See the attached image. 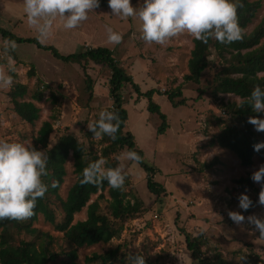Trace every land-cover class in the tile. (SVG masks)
<instances>
[{"label": "rangeland", "instance_id": "374dc122", "mask_svg": "<svg viewBox=\"0 0 264 264\" xmlns=\"http://www.w3.org/2000/svg\"><path fill=\"white\" fill-rule=\"evenodd\" d=\"M249 1L259 4V8L245 30L247 34L264 17V0ZM130 2L134 7L142 5V0ZM62 25V19L56 17L50 34L38 40L47 46H60L61 51L57 49L63 55L79 53L88 45L109 48L116 60L129 70L142 94L155 90L153 99L167 117L166 130L159 133L162 120L148 110V99L139 96L132 85L124 87V107L128 113L125 131L133 134L143 151L144 162L159 169L154 180L165 188L166 193L161 196V202L149 192L147 174L142 166L123 158L122 154L127 150L111 155V160H116L118 166H123L122 172L129 175L130 185L125 187L127 199L135 197L142 201L146 212L140 218L125 221L120 235L110 243L79 248L77 262L82 264L94 253L103 254L125 243L128 246L126 250L133 256L131 258L134 259L136 254L143 255L146 264H195L187 249L188 234L205 238L202 252L210 264H219L220 259L231 264H264V239L259 238V231L248 219L250 216L264 219V205L258 203L260 184L252 181L254 189L237 184L238 180L247 179L264 164V157L257 156L252 166L244 167L231 151L217 145L209 146L210 141L230 124H242L227 114V104L236 103V96L232 94V102L227 93L215 91L216 78L231 75L227 71L230 55L226 54L227 59H224L212 47L208 57L209 68L201 83L196 84L185 80L195 40L186 32L171 38L163 46L146 44L140 39L139 19L133 16L122 20L112 15L108 6H97L88 13L85 21L73 29H65ZM0 26L22 38L38 37L36 28L26 22L23 0H0ZM108 27L121 35L118 44L107 40ZM53 29L57 33L70 31L71 37L74 33L75 43L64 46L52 34ZM4 42L0 35V71H8L9 53L1 49ZM14 44L11 49L16 55L13 64L18 79L12 84L19 82L27 86L28 94L24 100L33 102L40 113L34 124L22 121L8 96L11 86L0 88V140L32 146L42 125L50 122L54 128L51 146L61 136L71 134L100 156L110 141L107 135L93 136L88 125L95 123L101 111L112 110L113 101L108 89L110 70L91 62L85 66L67 64L34 44ZM31 68L33 76L28 74ZM178 90L181 96L176 98V102L183 99L185 105L174 107L168 96ZM35 93L41 96L40 100L32 99ZM257 133L264 140V131ZM73 163L70 157L59 191L64 201L77 180ZM241 194L257 202L248 214L243 213L244 209L239 206ZM96 197L92 196L91 202ZM109 199L106 193L101 201L104 212H108ZM52 200L55 199L52 197ZM55 201L52 208L56 222L61 223L64 216L59 201ZM230 212L240 213L244 219L234 222L229 217ZM86 218L87 208H84L75 215L74 222ZM33 228L53 236L55 250L69 247L63 233L43 216H39ZM18 237L31 239L25 233L18 234Z\"/></svg>", "mask_w": 264, "mask_h": 264}, {"label": "trees", "instance_id": "16d2710c", "mask_svg": "<svg viewBox=\"0 0 264 264\" xmlns=\"http://www.w3.org/2000/svg\"><path fill=\"white\" fill-rule=\"evenodd\" d=\"M99 6H108L107 0H100ZM258 8L259 4L255 2L240 0L237 17L239 26L242 29V39L239 41L223 44L217 42L214 38H209L205 42L195 39L191 58L188 62L189 74L185 76V80L196 84L201 83L205 71L209 68L208 57L210 49L213 47L224 59H227L226 54L230 55V65L227 71L231 75L225 77L219 75L216 78V92L231 93L236 97H246L254 85L264 86V76L257 75L258 73H264V43H262L264 39V17L250 34L245 32L248 25L255 18ZM0 35L5 41L34 44L39 49L50 51L54 58L64 63L85 66L91 62L105 66L111 72L108 81L109 94L113 101L111 111L118 114L119 127L114 134V138L107 136L110 144L101 150L100 156L94 152L93 148H86L71 134L61 136L51 146V136L54 133L53 124L45 122L32 147L44 151L49 158L46 164L47 175L41 177L42 182L48 185L47 191L42 198H37L33 215L30 218L20 221L6 218L0 220V264H81L77 262V250L79 248L110 243L120 235L125 221L140 218L146 212L142 201L135 197L133 200L127 199L125 187L129 186L130 182L129 175L124 172L125 180L122 189H112L106 181H102L98 185L81 184L82 170L89 163L104 160L105 168H114L118 166V162L111 160V155H116L123 150L135 151L139 160L134 162L139 163L146 172L149 192L154 194L157 199H160L166 193L165 188L154 180L156 174L159 173V169L144 162L143 151L139 149L133 134L125 131L128 113L124 107V87L132 85L139 96L143 95L144 98L148 99V110L157 114L162 120L159 133L166 130L167 117L161 112L159 105L153 99L155 90L142 94L140 87L134 83L129 70L125 69L122 63L116 60L113 51L109 48H86L79 53L63 55L57 48L42 44L37 37L22 38L3 29L1 26ZM1 49L4 51L3 47ZM7 51L12 60H16V55L12 49L9 48ZM15 72H9V75L17 81L18 75ZM28 74L33 76V68L30 69ZM89 91L91 92L90 85ZM27 94V86L15 82L11 85L8 96L13 103L17 116L26 123L34 124L39 119L40 109L33 102L24 100ZM180 96V90L169 94L168 99L174 107L185 105L183 99L176 102V98ZM32 99L40 100L41 96L35 93ZM227 106L229 112L226 113H230L232 118L240 120L242 124L241 126L230 124L210 141L209 146L217 145L222 149L231 151L239 159L242 166L250 167L254 164L255 157H264V147L259 150L253 148L255 144L264 142V140L258 137L254 125L248 121L250 117H260L262 114L253 112L248 105L237 108L236 103H231ZM70 157L74 161L73 167L77 180L64 201L60 198L59 191L66 176L65 166ZM250 177L251 175L247 179L238 180L237 184L254 189ZM53 182L56 185L55 187H51ZM106 193L110 198L108 212H104L101 206V201L105 199ZM92 196H97L93 202H91ZM52 197L60 203L64 216L61 223L56 222V216L52 208L56 201L52 200ZM250 201L249 207L244 209L243 213L245 214L250 213L251 206L257 204L254 200ZM84 208H87L86 220L74 222L75 215L82 212ZM40 215L51 224H55L57 230L63 233L64 240L69 245L68 248L61 247L59 250H55V238L48 233L33 228ZM23 233L30 236L31 239L19 238L18 234ZM204 243L205 238L201 235L196 237L186 235L187 249L195 264H210L202 252ZM127 248L128 246L125 243L118 244L103 254L94 253L92 256L87 257L82 264H129V258L133 256L126 250ZM219 264L231 263L220 259Z\"/></svg>", "mask_w": 264, "mask_h": 264}, {"label": "clouds", "instance_id": "9594fccd", "mask_svg": "<svg viewBox=\"0 0 264 264\" xmlns=\"http://www.w3.org/2000/svg\"><path fill=\"white\" fill-rule=\"evenodd\" d=\"M100 0H23V12L30 27H35L38 39L50 34L52 22L56 17L63 21V28L73 29L87 19L88 13L99 5ZM139 3V0H138ZM114 16L125 20L137 17L140 21L142 39L146 44L166 45L178 34L188 33L202 42L214 38L227 44L242 39V29L238 23L237 8L240 0H142V5L134 7L130 0H107ZM107 40L112 44L121 41V35L106 28ZM12 41H5L3 48L7 52L14 48ZM8 59V71H0V88L11 86L13 79L9 72H14L11 57ZM258 76L261 74H257ZM233 102L231 93H227ZM237 108L248 105L260 117H250L249 123L257 131H264V86L254 85L248 96L236 97ZM119 127V116L114 111L104 110L99 113L94 124L88 129L94 136L107 135L114 138ZM264 147V142L253 146L254 150ZM123 158L138 161L135 151L128 150ZM48 156L44 151L22 142L0 140V220H24L33 215L37 198H42L48 185L41 177L47 175ZM104 162L97 160L89 163L82 170L81 184L98 185L106 181L112 189H122L125 176L122 165L103 167ZM251 180L260 184L258 203L264 205V164L251 174ZM55 183L51 187H55ZM250 199L241 194L239 206L247 209ZM230 219L240 222L244 217L240 213L230 212ZM249 221L259 231V238L264 239V219L249 217ZM129 264H146L143 255L129 258Z\"/></svg>", "mask_w": 264, "mask_h": 264}, {"label": "crops", "instance_id": "0c3cea01", "mask_svg": "<svg viewBox=\"0 0 264 264\" xmlns=\"http://www.w3.org/2000/svg\"><path fill=\"white\" fill-rule=\"evenodd\" d=\"M56 29H53L52 30V34L55 35L54 37L57 38L58 37V40L62 42V44L64 46H68L73 43H75V34L73 33L72 34V37L70 35V31H63V32H60V33H57L55 32ZM78 32V31H77ZM75 35V36H74ZM57 36V37H56ZM85 36H88V35H85ZM67 44V45H66ZM60 45V44H59ZM96 47H101V46H93V45H88L87 48H96ZM57 48L61 51V47L60 46H57ZM66 48V47H65ZM12 59V58H11ZM19 60V59H18ZM13 61V60H12Z\"/></svg>", "mask_w": 264, "mask_h": 264}, {"label": "built area", "instance_id": "2783aa9c", "mask_svg": "<svg viewBox=\"0 0 264 264\" xmlns=\"http://www.w3.org/2000/svg\"><path fill=\"white\" fill-rule=\"evenodd\" d=\"M163 92H165V90H164ZM111 109H113V106H112V108H111Z\"/></svg>", "mask_w": 264, "mask_h": 264}]
</instances>
